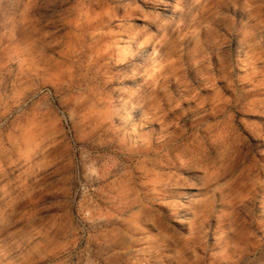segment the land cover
<instances>
[{
    "label": "rangeland",
    "instance_id": "374dc122",
    "mask_svg": "<svg viewBox=\"0 0 264 264\" xmlns=\"http://www.w3.org/2000/svg\"><path fill=\"white\" fill-rule=\"evenodd\" d=\"M9 100L0 264H264V0H0Z\"/></svg>",
    "mask_w": 264,
    "mask_h": 264
},
{
    "label": "crops",
    "instance_id": "0c3cea01",
    "mask_svg": "<svg viewBox=\"0 0 264 264\" xmlns=\"http://www.w3.org/2000/svg\"><path fill=\"white\" fill-rule=\"evenodd\" d=\"M14 105L9 100L4 107H0V117ZM4 149L1 152H3ZM31 178L25 166L14 163L4 154L0 155V210L15 212L21 210L22 205L30 202ZM22 210L25 211V208Z\"/></svg>",
    "mask_w": 264,
    "mask_h": 264
}]
</instances>
